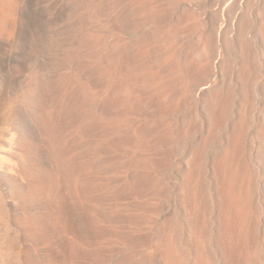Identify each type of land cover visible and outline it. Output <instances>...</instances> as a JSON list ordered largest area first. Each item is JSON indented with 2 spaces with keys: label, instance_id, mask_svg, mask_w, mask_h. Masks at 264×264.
Masks as SVG:
<instances>
[{
  "label": "bare ground",
  "instance_id": "1",
  "mask_svg": "<svg viewBox=\"0 0 264 264\" xmlns=\"http://www.w3.org/2000/svg\"><path fill=\"white\" fill-rule=\"evenodd\" d=\"M168 1L0 0V264H264V0Z\"/></svg>",
  "mask_w": 264,
  "mask_h": 264
},
{
  "label": "rangeland",
  "instance_id": "2",
  "mask_svg": "<svg viewBox=\"0 0 264 264\" xmlns=\"http://www.w3.org/2000/svg\"><path fill=\"white\" fill-rule=\"evenodd\" d=\"M167 3H176V0H169ZM6 25L4 24V25H2L1 27L2 28H4ZM13 138V136L12 135H8L7 136V140H11ZM0 149H2L1 147H0ZM3 151L2 150H0V162H5V161H7L6 159V156L4 155V154H1ZM176 161H174V164L176 165ZM169 181L171 182V183H173V182H175V177H170V179H169ZM263 221H264V219H263Z\"/></svg>",
  "mask_w": 264,
  "mask_h": 264
}]
</instances>
